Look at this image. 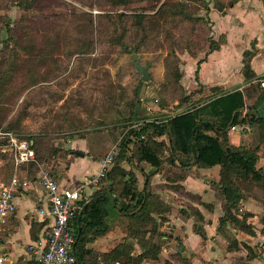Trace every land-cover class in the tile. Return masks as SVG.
<instances>
[{
    "label": "rangeland",
    "instance_id": "obj_1",
    "mask_svg": "<svg viewBox=\"0 0 264 264\" xmlns=\"http://www.w3.org/2000/svg\"><path fill=\"white\" fill-rule=\"evenodd\" d=\"M232 1L161 0L154 5L147 0H128L125 7L112 8L109 4L115 0H0V131L11 132L18 140L29 142L35 152V161L17 168L12 157L0 152V177L8 180L14 174L21 177L24 174L32 178L44 168L58 183H65L69 159L73 151H80L86 155V160L74 166V179L83 181L98 173L94 160L100 163L114 145L121 144L129 132L136 129L137 124L165 121L166 116L203 105L219 95L213 91L204 92L200 85L192 84L185 73L184 61L188 58L185 52L180 55L183 59L172 58L171 53H176L178 47L186 49L189 41H192L191 49L200 53L207 50L205 40L220 42L210 13L228 9ZM165 4L167 6L160 9ZM179 5H184L202 21L182 20L177 14ZM107 13H123L126 17L115 32L100 18ZM135 13L147 15L142 28H134L131 17ZM114 33L115 42L121 36L122 43L127 45H134L141 39L137 55L140 63L148 66L150 80L147 83L137 75L132 53L124 52L122 45L108 38ZM150 92V98L157 99L160 106L150 115L139 103L134 110L132 106L137 100L146 98ZM217 105L224 106L222 101ZM255 110L258 116H264V98L258 101ZM134 111L133 117L131 112ZM203 118L207 119V114ZM244 134L247 136L244 147L256 146L255 131ZM128 137L130 142L135 141V136ZM150 138L158 142L157 137ZM128 147L135 149L132 143ZM166 147L162 149V160L168 166L170 157ZM126 155L130 156L128 151ZM258 155L257 167L264 174V153ZM137 162L132 158L121 164L134 169ZM143 166L144 161H141L140 167ZM168 171L171 170L168 168ZM167 185L170 184L165 185L164 192L168 191ZM238 186L243 190L239 209L252 214L247 224L254 230V236L234 233L233 228L226 226L231 230L225 227L224 240L229 244L249 240L255 244L254 253L264 255V235L260 233L264 218V185L246 181L238 182ZM169 204L172 215L167 219L164 233L173 236L171 223L179 204ZM197 225L201 226L200 222ZM165 249L167 251L170 246ZM239 252L244 254L236 258L246 257L245 251ZM260 259H263L262 264L264 258Z\"/></svg>",
    "mask_w": 264,
    "mask_h": 264
},
{
    "label": "trees",
    "instance_id": "obj_2",
    "mask_svg": "<svg viewBox=\"0 0 264 264\" xmlns=\"http://www.w3.org/2000/svg\"><path fill=\"white\" fill-rule=\"evenodd\" d=\"M152 4H158L161 0H147ZM128 0H115V3H110L112 8L125 7ZM235 2H229L231 6ZM165 5H162V9ZM218 6V5H217ZM219 7V6H218ZM220 8V7H219ZM182 20L186 22L196 23L197 20H201L200 17H194L184 5H179V12ZM145 13H135L132 15L134 20V28H142L143 21L147 18ZM108 22L116 31L117 25L123 24L125 21V15L123 13L103 14L100 15ZM202 21V20H201ZM113 35L108 38L111 42H118L122 45V50L126 53L135 54L138 53V47L141 45V39L134 45L124 44L121 36L117 38V41L113 39ZM190 42H187L186 49L177 48L176 53L172 51V58H177L183 52L188 56L194 58L200 52L191 49ZM207 44L208 53L217 50L219 42L216 43L213 39L205 40L204 44ZM117 44V45H118ZM133 55V53H132ZM199 63L194 73L195 80H197V74L199 70ZM134 67V66H133ZM249 77L246 76V79ZM259 100L264 98V88H261ZM154 98L146 97L145 103L154 104L159 107V101L154 103ZM186 100V99H184ZM222 101L224 106H218V102ZM138 103L141 108L146 112L144 107L141 106L140 99L132 107L137 109ZM180 104H182L180 102ZM179 104V106H180ZM225 107V109H224ZM247 110L244 107V101L242 93L239 90L220 93V95L211 98L203 105L192 106L190 109L178 113L171 117H165V121L151 122L146 121L139 123L131 130L127 135V138L121 141L119 144L120 152L116 158L117 162L110 168L105 178L101 181L99 189L89 198V201L81 203V210L76 214L74 219L70 221V229L75 237V257L76 262L74 264H83L85 255L89 253L83 249V243L86 242V231L98 227V224H103L104 216L108 215L109 209L116 208L117 211L124 215L126 230L129 236L139 240V245L142 249L139 255L131 256L130 252L133 251L131 245L127 248L125 246H119L110 253L103 255L104 261L118 262V264H140L143 259L156 258L160 251V245L158 240H161V245H164L169 240L167 234L160 232L162 227L168 224L167 219L171 214V205L168 201H162L159 197H156L148 185L147 180L143 185L141 191H137L134 187L135 178L133 173L125 171L121 167V163L124 161L130 162L132 158L136 161H146L150 165L157 169L163 167L164 162L162 160L163 147L159 142L151 140V136L161 137L165 136L168 140V146L165 151L169 153V166L177 168V171L169 169L166 171L165 177H167V185L169 191L178 195H183L188 201L193 204H200L201 200L197 195L185 192L181 185L182 180L185 177V171L191 172V168L195 171L198 169L212 168L215 166L220 167L219 180L217 183H212V188L216 189V198L221 202L222 215L217 222V231L223 233V228L229 226L236 228L235 232H243L250 236H254V230L247 224V220L252 217L251 213H243L240 208V203L243 201V190L238 186V182L244 183L246 181L252 183H261L264 185V174L261 168L257 167L259 160V153H264V116H258L256 114V106H251ZM246 112L243 114V111ZM251 113V111H253ZM134 112H131V116L134 117ZM147 113V112H146ZM149 114V113H147ZM204 119L203 116H206ZM150 115V114H149ZM132 118V117H131ZM242 125H248L253 128L256 133L257 144L254 147L246 148L244 146L235 147L229 142L228 132L231 127H237ZM8 132V131H4ZM11 133V132H10ZM128 136H135V141L130 142ZM143 137V139H140ZM29 143V142H28ZM132 143L135 149L128 147ZM32 145L30 144V147ZM131 150V151H129ZM126 151L129 153V157H126ZM164 151V152H165ZM35 153V152H34ZM114 159V160H115ZM191 160L190 164L182 161ZM99 162V160H94ZM161 169V168H160ZM174 171V172H172ZM126 176L129 179H126ZM147 178V175H143ZM11 178V177H10ZM9 178V179H10ZM31 177L29 176V179ZM8 179V180H9ZM109 206V207H108ZM207 210H212V205H203ZM194 218L196 217L195 224L193 225L194 232L202 239H205L206 235L202 229V226L197 225L198 222L203 223V217L201 213L193 208ZM185 215V213H183ZM262 229L260 233L264 235V218L262 219ZM150 236L148 240L144 241L146 234ZM256 233V232H255ZM156 237L157 243L154 241ZM233 241L228 246L229 251H239L243 249L246 252L245 258H238L237 264H250L253 260L259 259L261 256L254 253L255 246L251 247L244 242ZM240 244V247H239ZM263 246V245H262ZM32 264H35L32 260ZM163 264H189L187 259L183 258L177 250L175 253L170 254L169 259L165 260Z\"/></svg>",
    "mask_w": 264,
    "mask_h": 264
},
{
    "label": "crops",
    "instance_id": "obj_3",
    "mask_svg": "<svg viewBox=\"0 0 264 264\" xmlns=\"http://www.w3.org/2000/svg\"><path fill=\"white\" fill-rule=\"evenodd\" d=\"M210 17L218 28L219 47L210 53L207 49L194 58L188 56L184 61L186 62V76H189L192 84L200 85L204 92L213 91L220 95L227 90H230L229 92L239 90L243 96L244 107L249 110V107H255L259 101L261 90L257 86V81L264 77V0H235L228 9L225 8L218 12L212 10ZM179 57L183 59L182 56L179 55ZM198 62H200L199 70L197 80H195L194 73ZM246 76L249 78L246 79ZM151 96V92L145 95V97ZM141 106H144V102H141ZM246 131L254 130L248 125H242L237 126L234 131H229L230 144L235 147L244 146L243 141L247 137L244 134ZM157 140L162 147L168 146V140L165 136L157 137ZM85 160L86 155L82 158L73 155L69 159V169L64 175L65 183L59 184L72 188L83 184L89 176L83 181H75L74 173L76 170L74 171V166L83 164ZM135 164L134 169L122 164L121 167L126 172L133 173L136 181L134 187L137 191L143 189L145 180H147L156 197L162 201L170 200L168 203L179 204L178 209H176L177 214L171 223L175 234L173 236L167 235L171 241H166L164 245H161V240H158V245L161 248L156 258L143 259L140 264H163L165 260L169 259L170 254L177 250L183 258L187 259L189 264H237L236 259L238 258L236 256H241L244 252L229 251V243L224 240L223 235L225 228H223V233L217 231V222L222 215V210L221 202L216 198V189L212 188V183H217L219 180V166L198 169L197 171L191 168L190 173L185 171L181 185L185 192L200 198L202 203L200 205L191 203L183 195L162 190L166 184H169L166 181L167 177H165L168 168L178 172L177 168H172L169 165L168 167L166 162H164L163 167L160 166L161 169H157L146 161H144L143 167H140L141 161ZM88 167L85 168L88 169ZM99 167L100 163L96 162V172ZM143 175H147V178H144ZM19 177L27 179L24 174ZM0 179L4 183L8 181L2 177ZM126 179L129 177L126 176ZM28 181V187L19 189L15 195L16 212L8 220L0 234V252L5 257L3 264H32L29 248L43 241L49 225V222L38 214L39 209L47 207V197L36 177H32ZM96 190L97 188L93 187L85 188L82 192V201L88 202ZM210 204L213 206L210 211L203 206ZM116 208L108 210L109 214L104 216L103 224H98V227L86 231V242L83 243V249L89 253L85 255L83 264H118V262L104 261L103 255L110 253L119 246L127 248L131 245L133 248V251L130 252L131 256H137L141 253L139 240L129 236L124 223L126 217L120 214ZM193 208H196L203 217L201 226L206 235L205 239L194 232ZM171 215L172 213L169 218ZM165 229L166 227H162L160 232ZM226 229L231 230L229 227ZM232 231L235 233L234 230ZM226 234L230 236L228 232ZM149 236L150 234L147 233L144 241L148 240ZM248 237L252 238L251 236ZM156 240L155 237L154 241L157 243ZM244 240L247 245L255 246L249 240ZM168 245L170 249L166 251L165 248ZM240 250L244 251L243 249ZM261 257L264 258V255ZM260 258L253 260V263L260 264L263 261Z\"/></svg>",
    "mask_w": 264,
    "mask_h": 264
},
{
    "label": "built area",
    "instance_id": "obj_4",
    "mask_svg": "<svg viewBox=\"0 0 264 264\" xmlns=\"http://www.w3.org/2000/svg\"><path fill=\"white\" fill-rule=\"evenodd\" d=\"M264 88V77L257 81ZM140 99V102H144ZM157 103V100H154ZM144 109L152 114L155 105L144 102ZM246 110L243 111V114ZM237 127H231L230 131ZM140 139H143L141 137ZM0 152L12 157L13 164L19 166L35 161L34 151L26 141L18 140L12 133L0 131ZM120 152L119 144L114 145L108 155L100 161L98 173L86 180L77 188L61 186L47 169H41L37 174V181L47 197V207L39 209L38 214L49 222L43 241L29 248L35 264H74L75 237L70 229V221L81 210L82 192L85 188L99 189L101 181L113 165L115 157ZM29 179H21L17 174L4 183L0 179V234L3 232L8 220L16 212L15 195L19 189L29 185ZM1 251V247H0ZM5 257L0 252V264Z\"/></svg>",
    "mask_w": 264,
    "mask_h": 264
},
{
    "label": "water",
    "instance_id": "obj_5",
    "mask_svg": "<svg viewBox=\"0 0 264 264\" xmlns=\"http://www.w3.org/2000/svg\"><path fill=\"white\" fill-rule=\"evenodd\" d=\"M133 53V66L136 69L137 75L140 77L141 81L147 83L150 80L148 66H144L140 63V59L137 54ZM74 155L78 157H84V153L82 152H74Z\"/></svg>",
    "mask_w": 264,
    "mask_h": 264
}]
</instances>
